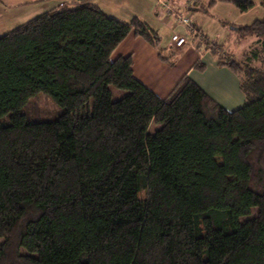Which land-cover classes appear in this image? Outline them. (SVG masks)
<instances>
[{"label":"trees","instance_id":"trees-1","mask_svg":"<svg viewBox=\"0 0 264 264\" xmlns=\"http://www.w3.org/2000/svg\"><path fill=\"white\" fill-rule=\"evenodd\" d=\"M237 30L257 41L241 61L217 56L245 98L233 111L188 76L166 99L144 87L111 56L132 31L157 36L91 0L1 35L0 264H264V20ZM40 93L56 114L30 122Z\"/></svg>","mask_w":264,"mask_h":264},{"label":"crops","instance_id":"crops-1","mask_svg":"<svg viewBox=\"0 0 264 264\" xmlns=\"http://www.w3.org/2000/svg\"><path fill=\"white\" fill-rule=\"evenodd\" d=\"M74 1L27 0L18 6L36 5L35 11L40 15ZM195 1L201 0H187L186 3L184 0H167L173 10L182 14L189 12L190 21L198 32V36L193 37L185 26L167 14L165 8L157 5V0H141L136 3L138 7L129 11H122L124 8L120 11L116 1L91 0L106 16L125 24L136 18L157 36V45L153 46L132 31L111 56L112 59L130 56L133 77L144 87L160 99H166L178 81L188 76L215 102L230 111L236 101L245 102V98L238 77L227 67L219 66L217 56L236 61L243 59L244 52L257 40L252 36H240L237 28L264 20V0H249L254 6L244 13L232 3L238 0H202L203 3L214 2L205 12L192 8ZM173 35L184 37L186 43L173 47Z\"/></svg>","mask_w":264,"mask_h":264},{"label":"rangeland","instance_id":"rangeland-1","mask_svg":"<svg viewBox=\"0 0 264 264\" xmlns=\"http://www.w3.org/2000/svg\"><path fill=\"white\" fill-rule=\"evenodd\" d=\"M24 1H27V0H0V23L3 22V24H0V36L5 34L8 31H11L15 27L23 24L25 21L32 19L33 17L39 15L35 11L38 8V7H35L36 5L18 6L22 4ZM111 1H114V3L115 1L117 2L115 4L118 5L119 7L118 9L120 11L122 10V8H124V10L122 11H129L130 9H134L138 7L136 3L137 2L139 3L141 0H111ZM184 1L185 3L187 2V0H184ZM111 7L114 8L113 6ZM118 14L123 15L121 13H118ZM110 91H111V99L113 101L119 100L126 94L125 91L115 89L113 87H110ZM238 94L240 97L242 96L239 90H238ZM241 101H243V99ZM244 105H245V102L236 101L234 105L231 106L229 109H232L230 111H233L240 107H243ZM27 110L29 111L28 113L29 121L37 122V121H47L51 119V117L56 114L57 108L49 96L40 93L35 98L30 100L27 106ZM160 127H161L160 124L151 122L148 127L147 133L150 135H153ZM245 201H246V204L251 207V215L249 216V218H253L256 215L255 204L251 203L249 195L245 196ZM1 242L2 240L0 239V244Z\"/></svg>","mask_w":264,"mask_h":264},{"label":"built area","instance_id":"built-area-1","mask_svg":"<svg viewBox=\"0 0 264 264\" xmlns=\"http://www.w3.org/2000/svg\"><path fill=\"white\" fill-rule=\"evenodd\" d=\"M157 5L165 8L167 14L174 17L177 23H180L183 26H185L193 37L198 36L197 30L193 27L192 22L190 21V18L188 16L189 12L182 14L180 12L173 10L171 6L168 5L167 0H157ZM171 42H172V46L176 48L186 43L185 38L178 35H173Z\"/></svg>","mask_w":264,"mask_h":264}]
</instances>
